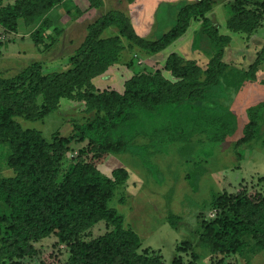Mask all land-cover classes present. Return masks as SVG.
Instances as JSON below:
<instances>
[{
    "label": "trees",
    "instance_id": "1",
    "mask_svg": "<svg viewBox=\"0 0 264 264\" xmlns=\"http://www.w3.org/2000/svg\"><path fill=\"white\" fill-rule=\"evenodd\" d=\"M64 1L0 0V26L18 35L23 24L30 29L35 47L45 53L63 32L58 27L51 30L49 13ZM89 1L93 8L103 3ZM180 3L170 15L175 16V24L157 40L139 37L127 16L109 12L88 27L85 41L67 59L66 70L46 73L40 61L15 77H5L0 70V145L8 147L6 166L13 172L0 178V264H166L160 251L142 248L137 234L110 205L129 178L125 169L115 170L111 177L99 170L111 154L129 152L127 141L116 134L127 128L134 135L140 131L139 123L156 128L160 122V135L167 134L170 144L187 143L196 131L235 132L238 120L224 99L246 82L264 86V75L258 74L264 65V48L241 65V57L232 55L231 37L221 34L219 25L207 16L221 3L228 11L226 29L249 39L264 26V0ZM193 20L202 22L195 45L209 56L207 67L174 53L163 70L175 81L161 70L142 71L136 49L146 57L162 53L186 35ZM111 28L118 32L104 38ZM125 50L131 57L124 65L133 75L123 93L98 90L93 80L121 63ZM214 88L217 95L210 93ZM63 101L85 106L86 117L74 123L72 136L57 133L47 139L18 121L43 122L64 107ZM247 116L242 143L259 139L264 102L250 107ZM84 142L88 143L75 156L71 144ZM212 208L215 217L201 231L210 264H234L228 259L243 255L253 244L264 251L263 193L225 192L214 199ZM100 222H105L106 232L91 238L88 234ZM47 239H55L54 247L61 255L41 251L39 245Z\"/></svg>",
    "mask_w": 264,
    "mask_h": 264
},
{
    "label": "rangeland",
    "instance_id": "2",
    "mask_svg": "<svg viewBox=\"0 0 264 264\" xmlns=\"http://www.w3.org/2000/svg\"><path fill=\"white\" fill-rule=\"evenodd\" d=\"M102 1L101 6L93 8L89 0H65L57 10L58 6L52 10L49 13L51 30L58 27L63 32L58 36L55 46L45 53L35 47L29 35L24 36L31 31L25 30L23 24L18 35L6 33L0 26V70L5 77H15L35 61L43 62L46 73L66 70L67 59L85 41L88 27L109 12L118 11L127 16L139 37L157 40L175 24V16H170L175 11L174 5L180 2L181 5L194 4L198 0ZM78 10L83 14L75 17ZM227 14L228 11L220 3L207 15L219 25L223 35L231 33L226 29ZM201 23L200 20H193L184 37L154 57H146L136 49L142 71L161 70L165 77L175 81L163 70L166 60L174 53L185 60L196 61L199 67H207L209 56L195 45ZM117 32L116 28L108 29L103 37L108 38ZM227 36L232 39V55L241 57V65L248 63L255 53L264 48V26L249 39L241 33ZM126 53L128 51L125 50L119 61L123 66L131 57L123 61ZM258 74L264 75V65L260 66ZM210 93L217 95V89L210 90ZM223 102L237 117L235 132L196 131L194 136L188 137L187 143L170 144L167 134L160 135L163 122L157 124L156 128L139 123L140 131L134 135L127 128L116 134L127 141L129 152L111 154L99 166V170L109 177L117 169L128 172L129 178L123 184L122 192L119 190L116 193L110 205L121 215L124 225L137 234L142 248L160 251L166 264H210L209 256H205L207 250L201 244V231L202 225L215 217L212 202L217 196L225 192L237 195L244 190L264 194V124L259 139L242 143L243 128L248 123L247 110L264 102V86L259 82H246L241 90L231 93L229 99ZM60 110L43 122L20 118L18 121L25 129L41 131L47 139L57 133L62 137L72 136L76 127L74 123L82 122L86 117L85 106L69 102ZM87 143H72L74 155ZM6 150L7 145H0V178L13 176L12 170L6 166ZM105 232V222H100L88 235L96 238ZM186 242L192 246H185ZM54 244L55 239H47L39 247L46 255L52 252L61 255ZM59 249L67 257L65 248ZM194 253L199 256L198 260ZM228 260L234 264H264V251L253 244L243 255Z\"/></svg>",
    "mask_w": 264,
    "mask_h": 264
},
{
    "label": "crops",
    "instance_id": "3",
    "mask_svg": "<svg viewBox=\"0 0 264 264\" xmlns=\"http://www.w3.org/2000/svg\"><path fill=\"white\" fill-rule=\"evenodd\" d=\"M58 8L59 6L55 10H57ZM220 32H221V29H220ZM230 34L231 33L227 35H230ZM27 35L30 36V34H24V36H27ZM128 56L130 57V54L126 53L123 57V61H128ZM121 63L110 67L109 70L105 74L93 80V84L96 86L98 90L103 91L107 89H111V90L115 89L116 91L123 93L124 84L128 78H131V76L133 75V72L129 70L125 65L123 66V64ZM123 69L124 70L126 69V71L123 72L122 71ZM68 103L69 101L64 103L63 106H67ZM70 103H73V102H70Z\"/></svg>",
    "mask_w": 264,
    "mask_h": 264
},
{
    "label": "built area",
    "instance_id": "4",
    "mask_svg": "<svg viewBox=\"0 0 264 264\" xmlns=\"http://www.w3.org/2000/svg\"><path fill=\"white\" fill-rule=\"evenodd\" d=\"M214 215V214H213Z\"/></svg>",
    "mask_w": 264,
    "mask_h": 264
}]
</instances>
